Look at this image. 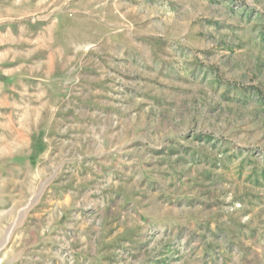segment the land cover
I'll list each match as a JSON object with an SVG mask.
<instances>
[{
	"label": "rangeland",
	"instance_id": "374dc122",
	"mask_svg": "<svg viewBox=\"0 0 264 264\" xmlns=\"http://www.w3.org/2000/svg\"><path fill=\"white\" fill-rule=\"evenodd\" d=\"M257 231L264 0H0V264H264Z\"/></svg>",
	"mask_w": 264,
	"mask_h": 264
},
{
	"label": "crops",
	"instance_id": "0c3cea01",
	"mask_svg": "<svg viewBox=\"0 0 264 264\" xmlns=\"http://www.w3.org/2000/svg\"><path fill=\"white\" fill-rule=\"evenodd\" d=\"M146 98H149V101H153V102H159L160 100H162L161 97H153L152 95L146 97ZM136 196H138L137 194L135 195V198ZM172 196V195H171ZM168 198V200H172L174 201V199H177V200H181L179 197H171V198H174V199H169V197H166ZM151 198H147L145 197L143 199V201H139V204L142 209L140 208V206H137V207H134L131 212H133L134 214H136L138 217H139V221L140 223L144 222V221H149L148 217L149 216H153L152 215V212H153V209H152V206H153V201L151 203ZM66 202V199L64 200ZM68 204V202H67ZM114 205V203H113ZM47 215V221L51 224L52 222H56L57 223V220H59L60 218L56 215V213L54 211H49L48 213H46ZM66 216V215H65ZM59 218V219H58ZM161 219H163L164 221H168L170 218H166V217H162ZM172 219V218H171ZM204 221H206V219H204ZM243 222V220H241ZM210 223V221H208ZM251 226V225H250ZM248 234V237L246 238L247 240H243V243L245 242L246 245H253V246H257V247H264V235L261 237L260 234H259V231L256 232V234H254L253 236H249V232L247 233Z\"/></svg>",
	"mask_w": 264,
	"mask_h": 264
},
{
	"label": "bare ground",
	"instance_id": "6f19581e",
	"mask_svg": "<svg viewBox=\"0 0 264 264\" xmlns=\"http://www.w3.org/2000/svg\"><path fill=\"white\" fill-rule=\"evenodd\" d=\"M20 135H21V133H20ZM20 135H19V133H18V137H17V139H19V136H20Z\"/></svg>",
	"mask_w": 264,
	"mask_h": 264
}]
</instances>
